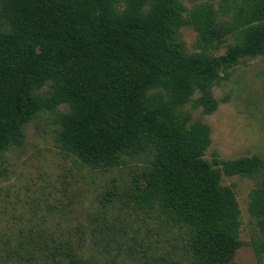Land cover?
<instances>
[{
	"label": "trees",
	"instance_id": "1",
	"mask_svg": "<svg viewBox=\"0 0 264 264\" xmlns=\"http://www.w3.org/2000/svg\"><path fill=\"white\" fill-rule=\"evenodd\" d=\"M183 27L197 32L200 52L178 42ZM229 35L224 56L208 53ZM263 54L264 0H220L218 10L206 0H0V161L42 114L55 116L61 149L92 170L141 160L119 193L187 228L194 264H230L244 245L235 193L221 179L260 173L249 245L261 258L264 157L207 161L209 126L180 109L200 93L214 111L220 73Z\"/></svg>",
	"mask_w": 264,
	"mask_h": 264
},
{
	"label": "rangeland",
	"instance_id": "2",
	"mask_svg": "<svg viewBox=\"0 0 264 264\" xmlns=\"http://www.w3.org/2000/svg\"><path fill=\"white\" fill-rule=\"evenodd\" d=\"M206 2L220 7V0ZM185 5L194 7L190 1ZM197 39L190 27L177 35L189 53L201 51ZM234 43L229 35L208 53L224 56ZM210 90L217 102L214 111L207 112L198 102L200 93L180 109L209 126L211 145L205 159L264 157V54L222 71ZM41 92L47 94L48 87ZM59 127L55 116L42 114L25 127L24 144L0 161V264H194L187 228L136 208L119 193L129 187L142 161L92 170L61 149ZM262 182L260 173L222 176V185L235 193L244 243L230 264H264V256L256 257L249 245L259 236L249 212L250 196ZM110 189L117 193L107 200Z\"/></svg>",
	"mask_w": 264,
	"mask_h": 264
}]
</instances>
